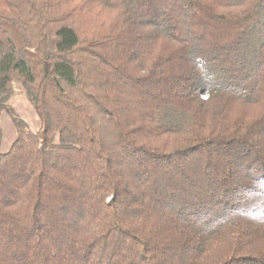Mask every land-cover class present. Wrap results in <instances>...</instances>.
<instances>
[{
    "label": "trees",
    "instance_id": "obj_1",
    "mask_svg": "<svg viewBox=\"0 0 264 264\" xmlns=\"http://www.w3.org/2000/svg\"><path fill=\"white\" fill-rule=\"evenodd\" d=\"M15 81L0 264H264V0H0Z\"/></svg>",
    "mask_w": 264,
    "mask_h": 264
},
{
    "label": "rangeland",
    "instance_id": "obj_2",
    "mask_svg": "<svg viewBox=\"0 0 264 264\" xmlns=\"http://www.w3.org/2000/svg\"><path fill=\"white\" fill-rule=\"evenodd\" d=\"M88 14L87 18L91 21V18L95 21L102 24L104 22V19L107 18L109 21H111L114 17L110 16V12L107 13H101L98 9H92ZM85 14V13H84ZM82 21H86L84 19H80ZM93 25H97V23H94ZM90 26L87 24H84V28L82 30V36H87V33L89 32ZM94 30V29H93ZM164 50H167L169 46L163 45ZM1 115H0V153L7 152L11 146L13 145L14 141L17 137V128L14 125V121H24L29 127V129L33 133H38L41 130V121L39 120L35 109L32 105V103L29 101L28 97L26 96V93L23 91V89L20 86V83L18 82H12V93L9 96V98L6 100V102L3 103L1 106ZM238 110H235V115H238L241 113V110L246 113L245 117L252 119L254 116L258 115L259 109L256 107H238ZM241 115V114H240ZM179 141H181L180 138H177L176 136H171L166 139H162L161 141H157L156 145L164 147V149H172L175 144H179ZM154 144V143H153ZM169 146L167 147V145Z\"/></svg>",
    "mask_w": 264,
    "mask_h": 264
}]
</instances>
